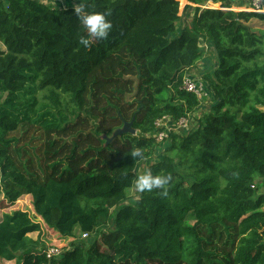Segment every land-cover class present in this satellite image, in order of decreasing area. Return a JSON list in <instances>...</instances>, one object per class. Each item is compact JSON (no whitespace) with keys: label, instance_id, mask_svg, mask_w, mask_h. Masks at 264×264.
I'll use <instances>...</instances> for the list:
<instances>
[{"label":"trees","instance_id":"trees-1","mask_svg":"<svg viewBox=\"0 0 264 264\" xmlns=\"http://www.w3.org/2000/svg\"><path fill=\"white\" fill-rule=\"evenodd\" d=\"M185 1L178 30L179 0H85L112 23L85 47L74 7L0 0L1 203L27 195L59 236L87 234L48 258L29 236L40 224L3 213L0 264H264V12ZM202 41L216 59L203 76L212 103L160 151L156 123L202 104L182 88ZM39 102L48 110L32 122ZM131 120L135 133L108 140ZM144 161L170 177L167 194L137 192L131 205Z\"/></svg>","mask_w":264,"mask_h":264},{"label":"rangeland","instance_id":"rangeland-1","mask_svg":"<svg viewBox=\"0 0 264 264\" xmlns=\"http://www.w3.org/2000/svg\"><path fill=\"white\" fill-rule=\"evenodd\" d=\"M179 2H180L179 16H182V18H181V21L179 23V26L177 27L178 30L182 29L187 23H189V21L192 17V10L191 9L184 11V6L186 4H188L187 1L179 0ZM207 3H205V4H207ZM193 5L194 4H191L190 7L193 8L194 7ZM216 5H218V4H216ZM202 6H204V5H202ZM211 8H219V5L218 6H212ZM205 64L208 65V63H205ZM211 65H212V62L210 61L209 67ZM5 96H6L5 94L0 93V105L5 101V99H6ZM37 98H39L38 94H37ZM20 100L22 101V100H24V98H20ZM201 103L202 104L200 105V107L197 108L195 112H193L192 114L189 115L188 118H190L191 120H190V124L187 125L186 127L178 126L177 124L175 125L176 121L175 122H172V120L164 121L165 124L171 125L173 127L171 129V132H175V133L180 134V135H186L190 129H193L196 126V120L203 113L208 111L212 102H211V99H209V97L207 95V97L203 98ZM43 106H44V104L42 102H39L38 105L36 106V112L31 113L30 120L32 122L37 120L42 113H44L48 110V108L43 107ZM161 126L162 125H157V128L161 129ZM160 143H161L160 151H163L166 148L167 143H169V140L164 141V142L162 141ZM159 152H157V154H159ZM148 166H149L148 163H145V161L142 162V164H140V166H138V168L136 169L137 176L144 173L148 169ZM137 195L138 194H137V191L135 189V186L132 189H129L127 191V203H130L132 205L134 203V201L137 199ZM0 199H1V196H0ZM3 202H4V204H3ZM3 202L1 203V200H0V218H1L3 213H10V212H13L15 210H21V211L27 212L28 215L30 216V218L34 222L40 223V226H41L40 232H34L31 234V236L36 238V240L39 239L40 243L43 245V247L46 250H47V248L57 247L62 251V253H64L69 248V245L72 241H74L75 239H81L82 240V238H83L81 233H79L78 231H75L73 238H64V237L59 236L56 232H54L50 228H48L39 218L35 217L33 210H32L31 198L27 195H22L19 198H15V200L12 203H6L5 201H3ZM114 212L115 211L112 209L111 210V216L114 215ZM108 227L109 226L104 227V228H100L99 231L104 232L107 230ZM87 239H89V241L87 240V244H90V242H92V240H94V235L90 236ZM6 264H16V263H15V261H6Z\"/></svg>","mask_w":264,"mask_h":264},{"label":"clouds","instance_id":"clouds-1","mask_svg":"<svg viewBox=\"0 0 264 264\" xmlns=\"http://www.w3.org/2000/svg\"><path fill=\"white\" fill-rule=\"evenodd\" d=\"M74 13L80 21L86 36L81 37L80 43L88 47L90 40L102 41L109 36L112 29V23L108 19L106 12L90 11L86 3L80 2L74 5ZM134 158H141L142 152L139 148L131 152ZM170 177L165 175H154L150 169L138 175L135 179V189L137 192L152 191L153 189H161L162 194L166 195V185L169 183Z\"/></svg>","mask_w":264,"mask_h":264},{"label":"crops","instance_id":"crops-1","mask_svg":"<svg viewBox=\"0 0 264 264\" xmlns=\"http://www.w3.org/2000/svg\"><path fill=\"white\" fill-rule=\"evenodd\" d=\"M42 3H44L45 5L49 6L50 8H63V7H74L75 4L83 2L85 0H38ZM188 3V2H187ZM207 3V2H206ZM221 9H226V10H233V11H241L244 10L245 6H246V0H223L220 2H216L213 3L212 1H208L207 4H202L199 7L201 8H211L212 6H218ZM225 5V6H223ZM196 6V5H193ZM218 9V8H215ZM200 46L202 47V56L200 58V60L192 67L190 68L187 72H186V77H189L191 80L201 83L202 86L204 87L205 93L208 95L209 99L211 98V94L209 93V89H208V85L206 80L203 78V76L205 74H210L212 73L213 69L216 66V59L214 57V48L202 41L200 42ZM0 50H4V46L3 44L0 42ZM212 62V65L209 67L210 65V61ZM205 63H208V65H206ZM209 68V69H208ZM169 118H167V121ZM40 224V223H39ZM34 233V232H33ZM32 234V233H31ZM31 234H29V236L32 239H36L34 237L31 236Z\"/></svg>","mask_w":264,"mask_h":264},{"label":"built area","instance_id":"built-area-1","mask_svg":"<svg viewBox=\"0 0 264 264\" xmlns=\"http://www.w3.org/2000/svg\"><path fill=\"white\" fill-rule=\"evenodd\" d=\"M244 10L252 11V12H264V0H246V6ZM182 88L187 92L195 94L196 97L199 99V101H202L204 97H207V94L205 93L202 84L191 80L189 77L186 76L184 77ZM188 117L179 119L178 121L175 122V125L177 124L178 126L186 127L187 125L190 124V120H191ZM166 120L167 118L164 117L156 123V125H162L160 131H158L157 134L155 135L156 141L158 142H162L164 141V139L168 138L171 129L173 128L171 125L165 124L164 121ZM82 236L86 237L87 234H82ZM62 255H63L62 251L57 247L47 248L46 250V256L48 258L57 259Z\"/></svg>","mask_w":264,"mask_h":264},{"label":"water","instance_id":"water-1","mask_svg":"<svg viewBox=\"0 0 264 264\" xmlns=\"http://www.w3.org/2000/svg\"><path fill=\"white\" fill-rule=\"evenodd\" d=\"M132 122L133 120H131L130 122H125L123 124V127L122 128H117L113 134H112V137L109 138L108 140H112L113 138L117 137V136H120L122 135L123 133L125 132H130V133H135V130L132 128Z\"/></svg>","mask_w":264,"mask_h":264}]
</instances>
